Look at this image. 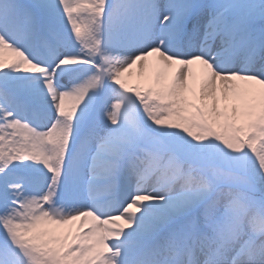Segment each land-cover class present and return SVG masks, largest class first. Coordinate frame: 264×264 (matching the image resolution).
I'll list each match as a JSON object with an SVG mask.
<instances>
[{
	"label": "snow or ice",
	"instance_id": "6c2138e0",
	"mask_svg": "<svg viewBox=\"0 0 264 264\" xmlns=\"http://www.w3.org/2000/svg\"><path fill=\"white\" fill-rule=\"evenodd\" d=\"M0 264H264V0H0Z\"/></svg>",
	"mask_w": 264,
	"mask_h": 264
},
{
	"label": "bare ground",
	"instance_id": "6f19581e",
	"mask_svg": "<svg viewBox=\"0 0 264 264\" xmlns=\"http://www.w3.org/2000/svg\"><path fill=\"white\" fill-rule=\"evenodd\" d=\"M133 79H134L133 82H135V77H133Z\"/></svg>",
	"mask_w": 264,
	"mask_h": 264
},
{
	"label": "rangeland",
	"instance_id": "374dc122",
	"mask_svg": "<svg viewBox=\"0 0 264 264\" xmlns=\"http://www.w3.org/2000/svg\"><path fill=\"white\" fill-rule=\"evenodd\" d=\"M134 80V79H133Z\"/></svg>",
	"mask_w": 264,
	"mask_h": 264
}]
</instances>
